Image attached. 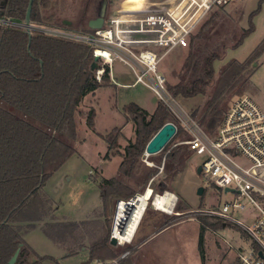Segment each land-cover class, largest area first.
<instances>
[{
    "label": "trees",
    "instance_id": "trees-1",
    "mask_svg": "<svg viewBox=\"0 0 264 264\" xmlns=\"http://www.w3.org/2000/svg\"><path fill=\"white\" fill-rule=\"evenodd\" d=\"M3 1L6 3L3 4ZM29 1L0 0V16L16 23H0V264H9L17 250H20V255L16 264H42L45 260L60 264L52 256L37 255L25 236L29 231L40 228L58 247L66 249L68 256L76 255L86 247L85 242L89 238L84 229L93 222L59 218L56 215L57 207L44 191V186L77 153L72 142L77 138L76 114L80 113L81 102L88 94L112 84L107 75L101 83L96 80V70L91 68L95 56L89 45L35 29H32L30 36L22 26ZM59 4L52 0H34L32 24L77 31L74 30L73 21L67 25L66 19L56 20V16L62 13ZM260 10L261 7L254 11L252 17ZM253 30L254 26L247 30L236 47ZM93 31L87 26L77 32ZM201 38L202 35H192V47L183 65L181 82L168 85V90L174 98L207 97L205 105L194 110L191 118L198 120L205 132L213 137L229 108V99L242 93L248 84L245 71L264 54V41L246 61L229 62L208 94L216 75L214 63L221 56L214 51L205 58L209 47L201 49L196 46ZM199 114H202L201 118ZM95 117L96 110L91 108L87 123L92 130L95 128ZM179 121L165 103L158 101L151 121L147 122L144 117L142 122H137L145 131L143 134L137 131V141L131 144L133 149L121 162L119 175L135 180L144 189L150 177L157 173V170L144 168L142 162L149 141L168 122H173L178 132L181 131ZM180 152L181 147L172 154L174 163H184V159L178 157ZM172 166L175 165L166 166L168 171L163 180L161 178L155 185L151 184L154 190L158 189L159 184L162 191L167 190V175H174ZM120 186L130 189L121 184L117 177L104 178L100 184L102 209L97 213L106 217V232L92 242L89 260L83 264L116 260L122 255L110 240L112 219L117 201H129L135 192L122 194ZM259 198L264 200V197ZM204 229L203 226L202 231ZM199 246L203 251V234ZM32 253L37 258L30 262Z\"/></svg>",
    "mask_w": 264,
    "mask_h": 264
},
{
    "label": "rangeland",
    "instance_id": "rangeland-1",
    "mask_svg": "<svg viewBox=\"0 0 264 264\" xmlns=\"http://www.w3.org/2000/svg\"><path fill=\"white\" fill-rule=\"evenodd\" d=\"M52 1H58L60 3L59 9L62 11L59 16H56V20L63 18L64 20L73 21L74 30L81 31L88 26L90 20L97 18L101 0ZM123 1L108 0L106 18L110 17ZM141 1L126 0L123 4H125V7L133 8L139 6ZM260 7V12L252 17L253 12ZM0 23H5L3 17H0ZM13 25H16V23ZM40 26H35L33 30ZM253 26V32L244 37V42L236 47L238 40ZM193 35H202L201 42L196 46L201 49L209 47L204 56L205 58L214 51L221 56V59L214 63L216 75L208 91V94H210L220 77V73L229 62L232 60L246 61L264 41V0H237L226 8H215ZM191 47L189 44L187 48H175L160 62V71L167 77L168 85H176L181 82L183 65ZM112 70L116 80L121 84H132L135 80L130 68L119 61L114 62ZM244 75L249 78L248 84L242 93L229 99V106L237 97L249 95L264 109V54L250 65ZM110 84L112 83L110 82ZM116 88L114 84L99 88L95 95H92L94 93L89 94L88 98L82 102L79 109L80 113L76 114L77 138L72 142L77 153L44 186L46 194L57 203L59 216H67L72 220H90L93 222L88 225L87 229H84V233L89 239L85 242L86 247L83 250H89L92 242H96L97 238L103 237L106 232V217L97 213V210L102 209V203L98 208L100 204V184L104 177L113 178L112 176H115L118 170L115 172V164L109 162V159L108 162L101 161L98 159V155L100 152L105 153L108 146L110 148V141L107 142L106 139L112 141L116 136H119L113 140L112 145L114 146L117 143L128 145L127 139H124L120 132V128L124 124V115L121 112L122 106L130 100L141 101L144 106L150 108H152L150 104H158V100L153 93L141 85L131 88L116 85ZM116 90H119L118 95ZM123 100H126V102ZM206 101L207 97L203 95L191 98L181 96L173 98L171 103L175 106L174 109L182 117L189 116V118L188 120H182L176 116L174 110L170 109L171 113L180 120L182 130L178 132L177 128V134L166 145L165 150L155 155H143L144 168L157 170V173L150 177L148 185L144 189L139 187L140 185L135 180L118 174L119 182L130 188L125 187L124 189L123 186H120L119 189H121L122 194L126 195L133 191L135 192L134 196H138L145 193L149 188L151 189V196L164 195L167 192L175 193L177 199L173 209L176 212L162 214L152 206L153 199L150 200L136 237L128 245H121L117 240L116 250L121 252L122 255L116 260H103V264H198L202 259L204 262L202 261L199 264H236L234 261L239 252L248 251L250 240L238 224L229 220L214 219L203 213L219 209L223 203L236 199L246 203L247 207L245 210L234 212V219L250 224L252 222L251 214L255 212L253 206L248 204V200L240 194L226 192L225 189L212 184L202 174H198V166L202 164L206 157L198 156L189 151L188 145L184 143L191 138L188 122L191 119L192 112L203 107ZM91 108L96 110L97 115L93 130L87 123ZM198 117L201 118L202 114H199ZM146 118V121L150 122L152 113H149ZM194 121L198 122V120ZM35 124L38 125L36 122ZM134 126L136 125L134 124ZM135 128L133 131L140 130L142 134L145 131L143 126L139 127L137 125ZM137 137L138 135H135L134 132L131 139L133 144L136 143ZM179 147H181V152L178 157L181 156V159H184L183 164L174 163L173 161L174 155L172 154H175V150ZM109 152L108 154H110ZM239 161L242 166L250 165L246 159L241 158ZM169 165L175 166H172L174 167V172L172 171L174 175H169V177L167 175V190L162 191L161 184L158 185V189L154 190L153 185L159 182V179L162 178L161 180H163V176L168 171L166 166ZM102 168H104V172L101 171ZM95 180L99 183V186L93 182ZM201 187L203 193L200 195L198 190ZM179 206L181 208L178 210ZM116 208L117 203L110 230V240L112 241L111 238H114L112 236ZM160 226L170 229L159 233L158 227ZM203 226L204 231H202ZM201 234H203V251L199 246ZM25 240L41 256H53L59 259L60 264H82L87 260L85 254L67 256L64 250L58 248L52 240L47 238L40 228L29 231L25 236ZM139 242L144 243L140 251L137 249ZM83 250L81 251L83 252ZM36 258L32 253L29 256V261H35ZM97 262L101 261L97 260L89 264H97ZM42 264H56V262L45 260Z\"/></svg>",
    "mask_w": 264,
    "mask_h": 264
},
{
    "label": "built area",
    "instance_id": "built-area-1",
    "mask_svg": "<svg viewBox=\"0 0 264 264\" xmlns=\"http://www.w3.org/2000/svg\"><path fill=\"white\" fill-rule=\"evenodd\" d=\"M233 1L237 0H142L133 8L125 7L123 1L106 18L103 27L92 33L51 26H40L36 30L89 45L98 57L95 74L98 82H103L107 75L115 86L141 85L174 110L177 117L188 120L189 116L182 117L171 103L174 97L168 90L167 77L160 71V62L173 49L187 48L192 35L211 12L215 8H226ZM7 22L5 20L4 24ZM115 61L130 68L135 79L132 84L116 80L112 70ZM188 127L191 138L184 143L196 155L206 157L200 165L204 178L219 188L233 189L255 210L250 224L233 218L234 212L247 207L237 199L203 213L238 224L249 238V249L239 252L236 264H264V257L260 255V252L264 254V200L259 198L264 197V109L254 98L244 95L231 102L215 137L209 136L192 118ZM241 158L250 165L242 166ZM120 203L126 201L118 200L117 207ZM116 219L115 214L112 236L115 239Z\"/></svg>",
    "mask_w": 264,
    "mask_h": 264
},
{
    "label": "crops",
    "instance_id": "crops-1",
    "mask_svg": "<svg viewBox=\"0 0 264 264\" xmlns=\"http://www.w3.org/2000/svg\"><path fill=\"white\" fill-rule=\"evenodd\" d=\"M126 0H124V2H125ZM126 84V83H125ZM115 88H116V86H115ZM117 89V88H116ZM97 91V90H96ZM96 91L94 92V94H92V93H90V95L92 94V95H95V93H96ZM117 91V95L119 94V90H116ZM88 96H89V94L83 99V101L82 102H84V100L85 99H87L88 98ZM95 97V96H94ZM124 102H126V100H123ZM82 102H81V104H82ZM151 105V107L152 108H150V107H148V106H144V104L140 101H136V100H130V101H128V102H126V103H124V105L122 106V108H121V112H122V114L124 115V124L121 126V130H120V132L122 133V136H123V138L124 139H127V142H128V145L126 146V145H122V144H115L114 146L112 145V142H113V140L114 139H117L119 136H116V138H114V139H112V141L110 140V139H106V141L107 142H109L110 143V148H109V146L107 147V150H106V152L105 153H102V152H100L99 153V155H98V159H100L101 161H106V162H108V159H109V162H111V163H114L115 164V172L117 171V174L115 175V176H112V177H117L118 176V174H119V167H120V164H121V162L123 161V159L125 158V157H127L128 155H129V153H130V150H132V148H133V146H131V149H130V145H131V143H132V141H131V139L133 138V135H134V132H135V135H137V130L136 131H133V130H135L136 128V126L138 125L137 124V122H142V119L145 117L146 118V116H148L149 115V113H152V116L154 115V113L156 112V110H157V105L155 104V105H153V104H150ZM97 116V115H96ZM147 119V118H146ZM95 120H96V117H95ZM134 124L136 125V126H134ZM126 130H128L127 132H126ZM129 131H130V133H129ZM130 134V135H129ZM133 144V143H132ZM109 150H110V152H109ZM129 150V151H128ZM108 152L110 153V154H108ZM105 162V163H106ZM104 163V164H105ZM101 171L102 172H104V168H102L101 169ZM57 173V172H56ZM55 173V174H56ZM54 174V175H55ZM100 174V173H99ZM102 177H103V175H101ZM105 178V177H104ZM105 179H110V178H108V177H106ZM90 180H91V178H90ZM97 180V179H96ZM93 181V182H95V183H97V181ZM98 184V186H99V183H97ZM150 189V188H149ZM148 190V189H147ZM146 190V191H147ZM145 191V192H146ZM173 195H175V193H172ZM51 198V197H50ZM52 199V198H51ZM53 200V199H52ZM54 201V200H53ZM101 203H102V194H101V189H100V204L98 205V208H99V206L101 205ZM54 204H55V207H57V211H58V206H57V203L54 201ZM153 206V205H152ZM154 207V206H153ZM157 211H159V212H161L162 214L164 213V214H166L167 212H164V211H161V210H158V209H156ZM57 211H56V215L59 217V218H62V219H66V220H69V221H74V222H80V221H82V220H72V219H70L69 217H67V216H59L58 215V213H57ZM146 212V211H145ZM143 213V215H142V217H141V220H140V222L138 223V226H137V228H136V231H135V233H134V235H133V237H132V239H131V242H132V240L134 239V237H136V235L138 234L137 232H139V227H140V225H141V223H142V221H143V218H144V216H145V214L146 213ZM173 213H175L176 212V210H174L173 209V211H172ZM167 214H169V213H167ZM208 217H212V218H214V219H218V220H221L219 217H216V216H209V215H207ZM154 228V227H153ZM203 228V227H202ZM156 229V228H155ZM158 229H159V233H161V232H163L164 230H166V229H170V228H165V227H162V226H160V227H158ZM47 237V236H46ZM147 237H148V235H147ZM146 237V238H147ZM201 237V236H200ZM48 238V237H47ZM131 242H126L125 244H129V243H131ZM144 243L146 242V241H143ZM138 243L137 244V249H138V251H140V248L143 246V244L144 243ZM28 243V242H27ZM29 244V243H28ZM30 245V244H29ZM121 245H123V244H121ZM31 246V245H30ZM57 246V245H56ZM58 247V246H57ZM31 248L36 252V250L31 246ZM58 248H60V247H58ZM60 249H63V248H60ZM64 250V252H65V254L68 256V252H67V250L66 249H63ZM87 252V253H86ZM37 253V255H39V256H41L38 252H36ZM79 254H85L86 256H87V260H89V250H83V252L81 251V252H79V253H77L76 255H79ZM76 255H73V256H76ZM44 256H50V255H44ZM53 257V256H52ZM69 257H71V256H69ZM55 258V257H54ZM56 260H58L59 261V259H57V258H55ZM87 260H86V262H87ZM202 261L204 262V260L202 259ZM202 261H200V262H202ZM128 262V261H127ZM200 262H198V264L200 263ZM83 263H85V262H83ZM82 263V264H83ZM129 263V262H128Z\"/></svg>",
    "mask_w": 264,
    "mask_h": 264
},
{
    "label": "water",
    "instance_id": "water-1",
    "mask_svg": "<svg viewBox=\"0 0 264 264\" xmlns=\"http://www.w3.org/2000/svg\"><path fill=\"white\" fill-rule=\"evenodd\" d=\"M5 3L6 1H3V4ZM33 4H34V0H30L28 8H27L25 22L22 24V26L27 29L30 36H31L32 29L35 27L31 22ZM107 10H108V0H101L99 3V8H98V16L97 18L89 21L88 27L93 30L102 28L103 25L105 24ZM7 24L13 25L14 24L13 20L8 19ZM65 24L71 25L72 22L69 20H66ZM91 68L93 71H95L98 68V57H95V61L93 62ZM176 134H177V126L173 122L166 123L149 141L145 149L144 155L150 156V155H155L157 153H160L166 147V145L175 137ZM201 169L202 167L198 166V169H197L198 174H201ZM225 191L235 192L233 189H226ZM198 193L200 195L203 193L202 187L198 190ZM136 197L137 195L131 198L129 201H126V204H129L131 201L136 199ZM113 243L116 244L117 239L114 238ZM19 255H20V250H17L14 256L11 258L9 264H16ZM260 255L264 257V254L262 252H260Z\"/></svg>",
    "mask_w": 264,
    "mask_h": 264
},
{
    "label": "bare ground",
    "instance_id": "bare-ground-1",
    "mask_svg": "<svg viewBox=\"0 0 264 264\" xmlns=\"http://www.w3.org/2000/svg\"><path fill=\"white\" fill-rule=\"evenodd\" d=\"M150 200L153 201L152 204L156 209L171 213L175 206L176 197L168 192L164 195L151 196V189H148L145 193L138 195L129 204L120 203L116 211L117 219L114 235L121 244L131 242L138 223L143 213L147 210Z\"/></svg>",
    "mask_w": 264,
    "mask_h": 264
}]
</instances>
